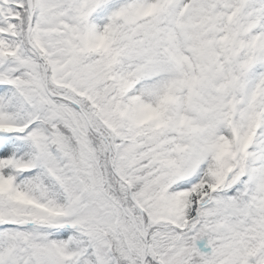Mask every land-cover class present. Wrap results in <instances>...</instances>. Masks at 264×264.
Instances as JSON below:
<instances>
[{"label": "snow or ice", "instance_id": "6c2138e0", "mask_svg": "<svg viewBox=\"0 0 264 264\" xmlns=\"http://www.w3.org/2000/svg\"><path fill=\"white\" fill-rule=\"evenodd\" d=\"M0 264H264V0H0Z\"/></svg>", "mask_w": 264, "mask_h": 264}]
</instances>
